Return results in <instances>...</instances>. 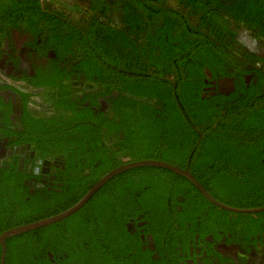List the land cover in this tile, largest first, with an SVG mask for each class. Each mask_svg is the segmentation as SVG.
Returning <instances> with one entry per match:
<instances>
[{
  "label": "flooded vegetation",
  "instance_id": "flooded-vegetation-1",
  "mask_svg": "<svg viewBox=\"0 0 264 264\" xmlns=\"http://www.w3.org/2000/svg\"><path fill=\"white\" fill-rule=\"evenodd\" d=\"M36 1L49 18L29 26L28 12L14 17L16 24H0V169L22 176L26 200L41 197L48 204L68 196V184L88 176L91 160L94 166L113 156L121 165L135 162L124 155L120 142L124 131L119 118L126 115L119 87L113 88L112 77L104 85L97 83V72L89 71L84 62L105 33L98 28L90 33L95 19L106 28L104 44L111 62L107 67L114 69L113 58L122 50L128 79L136 80L142 72L157 76L170 84L177 98L190 82L198 81L193 71L200 68L202 78L194 94L221 108V115L227 110L234 113L248 98L264 99V0ZM51 27L55 30L49 31ZM54 35L57 39L52 40ZM157 100L149 103L161 113ZM101 119L104 125L98 126ZM82 128L99 130L103 141L69 142L70 134ZM62 144L66 152L60 151ZM191 163H185L183 170L191 173ZM143 192L135 193L133 201L138 203ZM199 194H169L158 219L127 213L124 226L130 253L139 254L145 264H264V219H237L232 214H247L226 211L231 213L227 226L217 213L223 209ZM208 194L232 208H261L235 206L241 201ZM192 216L194 223L188 221Z\"/></svg>",
  "mask_w": 264,
  "mask_h": 264
},
{
  "label": "trees",
  "instance_id": "trees-1",
  "mask_svg": "<svg viewBox=\"0 0 264 264\" xmlns=\"http://www.w3.org/2000/svg\"><path fill=\"white\" fill-rule=\"evenodd\" d=\"M187 4H194L193 0H188ZM28 12L29 26H36L49 16L36 0H3L0 1V24H16L14 17ZM97 23L95 19L90 25V33H95L97 28V31L102 29L105 33L96 44V52L86 55L88 59L84 62L88 64L89 71L97 72V83L104 85L112 77L113 88L119 87V100L126 115L119 118L122 121L119 128L124 131L120 141L125 146L124 155L129 156L131 161L157 160L182 169L185 163L192 162L191 173L207 192L219 199L241 201L242 204H233L235 206L263 207L264 99L255 102L253 98H248L240 103L234 113L227 110L221 115V108H214L216 105H209L194 94L202 78L200 68L193 71L198 81L190 82L179 98L171 94L170 84L165 80L160 81L155 75L153 78L142 72L136 80L134 77L128 79L122 50H117V57L113 58L114 69L107 67L111 62L107 59L108 50L104 44L106 28ZM48 29L53 31L55 27ZM114 34L117 35L116 32ZM55 38V35L51 36L52 40ZM106 70L112 75H108ZM122 93L130 98L122 96ZM152 99L155 102L158 99L157 103L162 106L161 113H155V105L149 103ZM185 116L189 118L188 121ZM103 121L105 119L99 120L98 126L104 125ZM82 130L70 134L72 141L69 142L99 144L103 141L99 130ZM64 135L67 143L69 134L65 132ZM53 136L54 133H50L49 140ZM65 144L60 146L61 152L67 151ZM110 160L105 157L103 162L106 163L100 161L98 166H94L96 163L93 165L95 161L91 160L92 166L86 167L91 169L88 176H82L84 168H81L78 173V176H82L81 182L68 184V196L55 198L48 204L41 197L39 200H26L28 192L22 176L16 171L0 169V234L72 207L103 175L122 164L116 156ZM138 175L143 180L133 182L139 178ZM128 180L131 182L126 183ZM112 183L116 184L115 188L108 190L107 186ZM100 189L88 201L86 208L63 221L6 239L5 264H145L139 254H132L127 248L129 237L124 226L127 213H141L150 220L158 219L162 215L160 207L169 194H199L185 177L159 167L127 170L112 177ZM139 190L145 192L137 203L133 197ZM247 201L250 204H246ZM217 213L224 216V222L229 226L230 223L226 222L231 213L223 210ZM195 216L188 217V221L194 223ZM232 216L256 221L255 217L264 219V212ZM257 222L260 224L261 220ZM235 223L236 220L232 224ZM93 226L97 227L94 234L91 232ZM48 253L52 254L54 262Z\"/></svg>",
  "mask_w": 264,
  "mask_h": 264
},
{
  "label": "water",
  "instance_id": "water-1",
  "mask_svg": "<svg viewBox=\"0 0 264 264\" xmlns=\"http://www.w3.org/2000/svg\"><path fill=\"white\" fill-rule=\"evenodd\" d=\"M138 167H159L163 168L169 171H172L173 173L185 177L187 180H189L193 186L213 205L217 206L220 209H223L228 212L232 213H257V212H264V207L257 208V209H237L232 208L227 205H224L218 201H216L214 198H212L208 192L202 187V185L191 175V173L188 170L180 169L179 167H176L174 165L157 161V160H140L135 162H128L123 165H120L113 170L109 171L105 175H103L87 192L86 194L72 207L68 208L65 211H62L54 216L35 221L29 224L17 226L14 228H10L8 230H5L0 234V247H1V253H0V264H5V258L7 254V246H6V239L14 237L16 235L24 234L30 231H34L40 228H44L47 226H50L52 224H55L57 222L63 221L64 219L70 217L71 215L78 212L87 201L112 177L127 171L129 169L138 168ZM48 257L54 262L52 254L48 253Z\"/></svg>",
  "mask_w": 264,
  "mask_h": 264
}]
</instances>
